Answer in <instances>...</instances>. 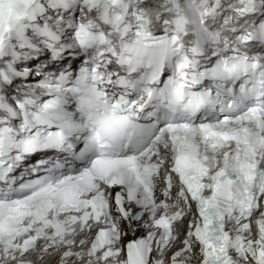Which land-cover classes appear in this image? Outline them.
Returning <instances> with one entry per match:
<instances>
[{"label":"snow or ice","instance_id":"obj_1","mask_svg":"<svg viewBox=\"0 0 264 264\" xmlns=\"http://www.w3.org/2000/svg\"><path fill=\"white\" fill-rule=\"evenodd\" d=\"M96 10L101 34L81 33L92 47L51 66L70 63L71 75L58 99H42V120L20 129L0 118V264H257L218 245L239 235L264 251V0H96ZM65 152L81 163L64 170ZM23 164L36 178L13 189Z\"/></svg>","mask_w":264,"mask_h":264}]
</instances>
